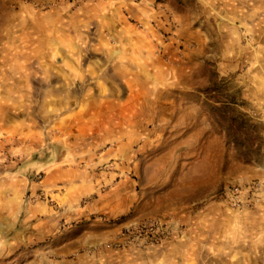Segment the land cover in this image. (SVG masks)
Segmentation results:
<instances>
[{
  "label": "rangeland",
  "instance_id": "obj_1",
  "mask_svg": "<svg viewBox=\"0 0 264 264\" xmlns=\"http://www.w3.org/2000/svg\"><path fill=\"white\" fill-rule=\"evenodd\" d=\"M83 1L0 0V82L8 77L9 67L19 68L14 75L21 77L15 88L1 86L0 101L18 102L19 114L29 107L42 129L48 128L43 102L48 58L39 55L40 35L51 38L49 62L67 65L69 74L77 76V81L67 82L68 94L82 99L96 90L89 87L90 73L78 79L70 66L77 58L67 60L60 52L76 47L72 44L78 41L65 43L59 37L75 33L72 17ZM237 2L154 0L163 21L162 26L153 23L155 31L164 43L175 38L178 56L172 67L132 71L130 79L141 77L145 83L115 88L127 98L126 109L116 103L114 113L97 121V135L90 134L91 128H80L81 120L76 127L77 132H87L79 136L83 147L92 141L99 146V157L111 156L87 168L103 180L98 191L129 192V209L111 217L69 215L46 234L39 226L33 233L12 230L0 239V264H102L93 258L102 251L138 255L141 250L144 256H155L158 245L187 238L196 241L195 255L206 256L209 264H220L218 257L227 264H264V206L252 215L233 210L242 215L236 218L224 199L230 184L264 177V72L233 66ZM255 28L260 43L264 31L260 25ZM239 30L243 33L237 43L245 46L250 35L244 27ZM45 155L43 149L33 154L43 160ZM69 165L77 174L85 162ZM40 175L35 181L42 187ZM81 240L86 245L74 247ZM65 243L70 247L64 248ZM81 256L87 257L82 261ZM163 264H172L171 259L164 258Z\"/></svg>",
  "mask_w": 264,
  "mask_h": 264
},
{
  "label": "crops",
  "instance_id": "obj_2",
  "mask_svg": "<svg viewBox=\"0 0 264 264\" xmlns=\"http://www.w3.org/2000/svg\"><path fill=\"white\" fill-rule=\"evenodd\" d=\"M238 1L234 15L236 60L233 66L235 70L243 71L245 68V71L264 72V36H260V43H257V30L254 31L259 25L264 31V19L259 20L264 2ZM153 2L85 0L75 9L72 17L75 33H62L59 39L65 43L72 39L78 42L72 44L76 46L75 49L69 51L61 48L60 52L67 60L71 59L70 56L77 58L70 60L69 64L78 72V79L90 73L89 87L96 90L82 99L67 91V82L72 78L77 81V76L69 74L67 65H52L49 62L48 40L51 38L45 34L39 36V55L48 58L43 70V83L46 86L44 114L48 128L44 130L40 123L35 122L34 114L28 112L29 107H22L24 113L19 114L18 102L9 104L8 101H0V239L7 237L12 230L33 233L36 226L43 234L50 233L60 227L62 219L69 215L85 218L100 214L111 217L124 214L129 209V192L125 195V192L119 193L113 189L104 193L98 191L103 180L87 168L98 166L111 156L99 157V146L92 141L83 147L79 136L87 132H77L76 127L80 124H77V120H81L83 125L80 128H91L90 134H95L97 121L105 120L114 113L116 103L122 102V110L126 109L124 103L128 101L127 98L124 95L120 97L115 88L125 84L131 86L132 82L145 83L141 77L130 79L132 71L168 68L178 56L172 44L175 39L173 35L169 38L171 42L164 43L153 27V23L160 26L163 23L159 12L153 8ZM243 9H246L245 14ZM243 27L250 35V42L245 46L237 43L239 38L242 39L243 32L239 34V29ZM132 63L134 67H131ZM9 68L8 77L0 82V88L7 84L14 88L19 86L21 77L14 75L19 68ZM42 149L46 152V160L33 156ZM81 161L85 165L75 174V167L69 164ZM41 172L44 184L39 187L35 179ZM112 174L107 176L112 179ZM121 174L125 178L123 165ZM104 182H107L106 178ZM121 182L124 184V181ZM84 201L88 202L84 204ZM255 211L245 213L252 215ZM230 212L236 218L242 217L233 210ZM227 214H224V222ZM222 216L223 213L220 214ZM187 232L190 234L192 231ZM195 242L191 238L165 242L164 247L158 245L157 248L166 250L155 251V256H144L141 250L138 255H132L130 251L116 254L106 250L93 258L102 264H163L164 258H170L172 264H209L210 259L206 256L195 255L194 249L198 246ZM84 245L86 242L81 240L74 247L82 248ZM67 247H70V243H65L64 248ZM84 257L80 259L83 261ZM217 259L220 264H227L226 258Z\"/></svg>",
  "mask_w": 264,
  "mask_h": 264
},
{
  "label": "built area",
  "instance_id": "obj_3",
  "mask_svg": "<svg viewBox=\"0 0 264 264\" xmlns=\"http://www.w3.org/2000/svg\"><path fill=\"white\" fill-rule=\"evenodd\" d=\"M36 179L40 180L41 175L37 174ZM224 199L230 209L237 212L252 211L263 207L264 177L230 184L224 192Z\"/></svg>",
  "mask_w": 264,
  "mask_h": 264
}]
</instances>
